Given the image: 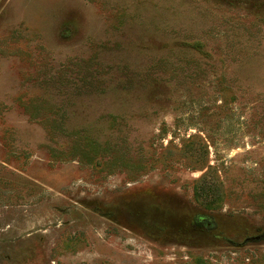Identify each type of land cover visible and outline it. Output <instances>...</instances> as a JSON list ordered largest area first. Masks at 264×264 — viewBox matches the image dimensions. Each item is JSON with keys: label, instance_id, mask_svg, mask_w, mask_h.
<instances>
[{"label": "rangeland", "instance_id": "1", "mask_svg": "<svg viewBox=\"0 0 264 264\" xmlns=\"http://www.w3.org/2000/svg\"><path fill=\"white\" fill-rule=\"evenodd\" d=\"M0 264H264V0H0Z\"/></svg>", "mask_w": 264, "mask_h": 264}, {"label": "trees", "instance_id": "2", "mask_svg": "<svg viewBox=\"0 0 264 264\" xmlns=\"http://www.w3.org/2000/svg\"><path fill=\"white\" fill-rule=\"evenodd\" d=\"M198 195H203V196H207L208 194H207V192L206 191H209L208 190V186H207V184L205 183L204 185H203V181L198 185Z\"/></svg>", "mask_w": 264, "mask_h": 264}]
</instances>
